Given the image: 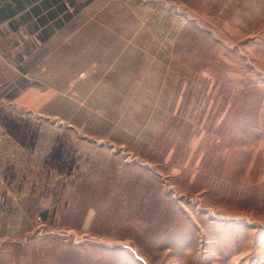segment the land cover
<instances>
[{
	"label": "rangeland",
	"instance_id": "rangeland-1",
	"mask_svg": "<svg viewBox=\"0 0 264 264\" xmlns=\"http://www.w3.org/2000/svg\"><path fill=\"white\" fill-rule=\"evenodd\" d=\"M51 12L1 46L0 264H264V0Z\"/></svg>",
	"mask_w": 264,
	"mask_h": 264
},
{
	"label": "crops",
	"instance_id": "crops-1",
	"mask_svg": "<svg viewBox=\"0 0 264 264\" xmlns=\"http://www.w3.org/2000/svg\"><path fill=\"white\" fill-rule=\"evenodd\" d=\"M43 2L45 5H43ZM50 4L45 0H0V60L4 59V55L8 57V52L2 51V45H10L9 49H11L19 41L17 37L19 33L23 35V30L25 35H28V32L31 31L30 27L34 25L35 29L33 31H36L33 33L38 34L46 27V24L42 21L43 17L45 19L47 14H52V7L57 6L59 3L54 1L53 5L50 6ZM2 8L4 9L3 14H1ZM23 18H26L27 21L23 25H18L19 20ZM28 22L31 26H28ZM19 150L23 151V148L9 133L0 134V189L3 185L7 186L9 182V187H11V180L4 177L3 168L13 163L16 158L15 154Z\"/></svg>",
	"mask_w": 264,
	"mask_h": 264
},
{
	"label": "trees",
	"instance_id": "trees-1",
	"mask_svg": "<svg viewBox=\"0 0 264 264\" xmlns=\"http://www.w3.org/2000/svg\"><path fill=\"white\" fill-rule=\"evenodd\" d=\"M57 2V3H59V2H61V0H53L52 2ZM45 3L43 2V5H44ZM52 5H53V3H52ZM58 8H60V5H59V7ZM3 8L1 9V14H3L4 12H3ZM36 12V11H35ZM45 38V37H44ZM6 127V126H5ZM7 131H8V133L15 139V140H17L21 145H25V143L23 142V140L21 139V137L20 136H18V132H16V130H14V129H8V127H7ZM15 131V132H14Z\"/></svg>",
	"mask_w": 264,
	"mask_h": 264
}]
</instances>
